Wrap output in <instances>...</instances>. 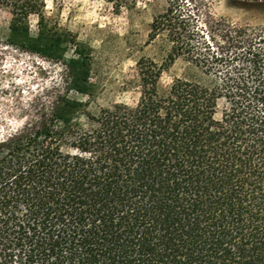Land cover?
Listing matches in <instances>:
<instances>
[{"label":"trees","instance_id":"16d2710c","mask_svg":"<svg viewBox=\"0 0 264 264\" xmlns=\"http://www.w3.org/2000/svg\"><path fill=\"white\" fill-rule=\"evenodd\" d=\"M103 1L120 12L141 0ZM191 1L165 0L153 18L149 41L169 51L137 63L134 106L86 111L88 55L76 47L65 86L19 110L26 121L0 137V264H264V28H214L202 16L213 0ZM0 4L8 45L63 57L45 0ZM179 57L208 83L162 90Z\"/></svg>","mask_w":264,"mask_h":264},{"label":"rangeland","instance_id":"374dc122","mask_svg":"<svg viewBox=\"0 0 264 264\" xmlns=\"http://www.w3.org/2000/svg\"><path fill=\"white\" fill-rule=\"evenodd\" d=\"M181 1L192 4L191 0ZM212 2L209 9L202 10L209 26L219 28L225 23L251 30L264 28V6ZM165 6V0H141L134 11L114 12L103 0H45L48 28L69 41L63 57L56 60L8 45L11 15L0 4V137L26 121L18 115L21 108L38 99H50L47 97L65 86L66 62L74 56L76 47L88 55L90 94L83 98L86 111L96 113L117 103L134 106L140 98L137 63L140 59L162 63L169 51L163 37L149 41L150 24ZM29 26L32 33L37 32L35 16L30 17ZM207 30L205 27L206 34ZM176 79L208 83L184 57L177 58L163 72L159 86L166 90Z\"/></svg>","mask_w":264,"mask_h":264}]
</instances>
